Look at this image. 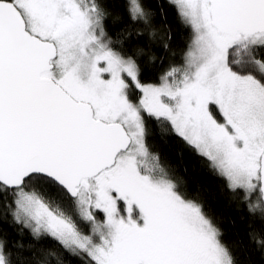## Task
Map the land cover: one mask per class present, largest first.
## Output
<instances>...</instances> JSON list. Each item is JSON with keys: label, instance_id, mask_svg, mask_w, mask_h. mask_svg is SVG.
Masks as SVG:
<instances>
[{"label": "snow or ice", "instance_id": "1", "mask_svg": "<svg viewBox=\"0 0 264 264\" xmlns=\"http://www.w3.org/2000/svg\"><path fill=\"white\" fill-rule=\"evenodd\" d=\"M171 12L183 62L145 83ZM150 122L264 225V0H0V224L54 242L36 264H236ZM0 264H18L2 232Z\"/></svg>", "mask_w": 264, "mask_h": 264}, {"label": "trees", "instance_id": "2", "mask_svg": "<svg viewBox=\"0 0 264 264\" xmlns=\"http://www.w3.org/2000/svg\"><path fill=\"white\" fill-rule=\"evenodd\" d=\"M149 5L155 0H146ZM172 30L171 51L165 52L157 42L151 47L148 56L142 58L144 82L158 83L160 75L170 66H179L191 38V29L184 26L175 12L169 15ZM113 39L115 36L113 35ZM148 140L151 150L164 166L170 167L182 181L184 190L197 198L212 217L221 232L222 243L230 249L236 264H264V249L252 239L253 231L260 232L264 225L249 214L247 206L234 196L224 181L213 171L210 162L200 157L167 132L159 122L148 124ZM18 264H36L46 252L55 251L51 240L35 241L28 233L21 234L18 226L9 218L0 224ZM256 240H259L257 235ZM23 245L22 248L19 246ZM66 264H81L78 258L67 256Z\"/></svg>", "mask_w": 264, "mask_h": 264}]
</instances>
